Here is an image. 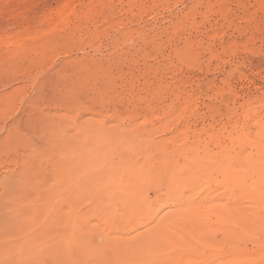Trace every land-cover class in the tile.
Masks as SVG:
<instances>
[{
	"label": "rangeland",
	"instance_id": "1",
	"mask_svg": "<svg viewBox=\"0 0 264 264\" xmlns=\"http://www.w3.org/2000/svg\"><path fill=\"white\" fill-rule=\"evenodd\" d=\"M0 264H264V0H0Z\"/></svg>",
	"mask_w": 264,
	"mask_h": 264
},
{
	"label": "bare ground",
	"instance_id": "2",
	"mask_svg": "<svg viewBox=\"0 0 264 264\" xmlns=\"http://www.w3.org/2000/svg\"><path fill=\"white\" fill-rule=\"evenodd\" d=\"M106 155V154H105ZM74 158V157H73ZM93 164V163H92ZM152 165V164H151ZM149 167V166H148ZM59 170H60V168H59ZM66 172V171H65ZM262 177V176H261Z\"/></svg>",
	"mask_w": 264,
	"mask_h": 264
}]
</instances>
